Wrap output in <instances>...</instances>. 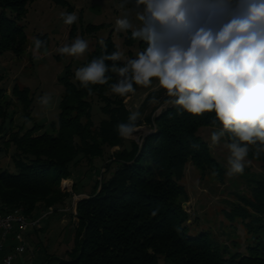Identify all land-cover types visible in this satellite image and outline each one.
Returning <instances> with one entry per match:
<instances>
[{
	"label": "trees",
	"instance_id": "16d2710c",
	"mask_svg": "<svg viewBox=\"0 0 264 264\" xmlns=\"http://www.w3.org/2000/svg\"><path fill=\"white\" fill-rule=\"evenodd\" d=\"M32 0H0V54L10 52L16 58L24 55L28 39L24 20ZM66 13L72 8L66 0H51ZM127 8L135 7L134 0H120ZM103 25L87 24L84 31L96 32ZM69 36L75 26L69 25ZM43 42L37 52L49 44L47 34H36ZM86 52V66L94 58L119 51L109 34ZM125 44L136 43L139 52L148 46L143 40L127 34ZM137 56V55H136ZM128 59L105 61L111 66H124ZM70 65L59 79L62 93L58 116L48 129L32 117L33 97L29 88L14 83L9 94L0 87V214L15 210L31 219L50 208L54 213L66 205L72 194L80 195L73 182L72 194L62 191L61 182L72 178L81 162L93 168L107 149L113 151L103 164L105 175L95 180L91 191L75 206L77 220L72 245L62 257L46 256V263L56 264H264V178L255 181L251 198H240L227 218L237 219L251 242L245 252H229L220 247L207 233L191 234L189 216L182 208L187 194L179 183L187 164L201 175L214 172L221 180V166L213 158L210 147L198 135L202 127H221L215 113L194 116L179 105L170 103L157 114H144L159 91L146 95L137 110L136 124L151 127L140 143L120 137L117 126L128 123L130 111L125 99L111 92L118 74L109 71L106 84L89 85L93 93L75 78ZM156 80L154 79L153 82ZM152 82V83H153ZM143 86L134 84L136 91ZM164 98L163 100H166ZM169 99V100H170ZM97 105L102 118L94 124L92 109ZM20 108L21 124L12 117ZM28 123L30 126L28 127ZM230 134L224 139L230 142ZM13 147L9 164L1 165L3 156ZM256 146H249L247 160L259 163L264 172V152L254 156ZM159 209L157 215L152 212ZM4 249V247H3ZM2 249V251H3ZM0 251V253L2 252Z\"/></svg>",
	"mask_w": 264,
	"mask_h": 264
},
{
	"label": "clouds",
	"instance_id": "9594fccd",
	"mask_svg": "<svg viewBox=\"0 0 264 264\" xmlns=\"http://www.w3.org/2000/svg\"><path fill=\"white\" fill-rule=\"evenodd\" d=\"M139 28L132 38L147 47L124 66L105 61H119L120 51L94 58L78 68L75 78L86 88L106 84V73L119 79L109 87L121 97L134 93L137 86L149 87L158 81L172 103L200 116L215 113L221 127L211 134L213 144L230 134L226 147L229 175L242 174L249 146H256L254 156L264 152V0H134ZM120 7H124L122 3ZM64 23L73 24L75 13H61ZM119 30L132 28L127 16L116 20ZM103 45V40L100 41ZM43 42L35 40L39 50ZM87 41L77 37L58 51L80 56ZM50 97L41 98L48 104ZM140 113L129 115L128 123L117 126L120 137L129 139L137 132ZM157 208L151 214L157 215Z\"/></svg>",
	"mask_w": 264,
	"mask_h": 264
},
{
	"label": "rangeland",
	"instance_id": "374dc122",
	"mask_svg": "<svg viewBox=\"0 0 264 264\" xmlns=\"http://www.w3.org/2000/svg\"><path fill=\"white\" fill-rule=\"evenodd\" d=\"M66 2L72 8V13L78 17L73 23L75 31L72 37L69 36V25L64 23V18L61 16V13H66L62 6L54 4L51 0H32L27 6V14L23 21L28 39L26 52L20 58H16L10 52L0 54V87L6 90L7 94L14 83L29 88L33 97L32 117L38 124L43 125L44 129H48L50 124L57 120L63 89L59 79L64 74L67 65L71 66L72 72L81 68V64L86 60V52L91 51L97 42L105 39L109 34L112 35V40L118 50L123 53L121 59H128L130 55L136 56L138 53L136 43L127 45L124 42L127 34L141 26L136 10L126 6L120 7L122 4L120 0H66ZM124 16L128 17L133 27L119 30L116 20ZM87 24L103 26L99 31L87 32L84 31ZM38 33L47 34L49 37V44L42 53L34 48L35 36ZM77 37L88 43L84 54L69 56L58 51L64 45H71ZM153 91H159L161 94L152 101L144 114L148 115L151 112L157 114L171 101L165 90L159 87L158 81L153 82L149 87L139 88L126 98L127 109L131 113L137 112L146 95ZM45 95L50 97L46 105L41 102V98ZM164 98L167 99L163 100ZM19 111V107L15 108L12 115L17 125L22 122ZM92 114L94 124L97 125L102 118L97 105L93 106ZM27 125L29 127L30 123ZM219 128L202 127L198 129L197 135L207 143L213 158L221 166L223 170L221 180L216 178L214 172L201 175L194 166L187 164L179 180L187 194V199L181 206L189 216L187 225L191 234L205 232L221 248L227 247L229 252L244 253L246 245L251 242V237L244 230L241 221L237 219L231 222L227 218V213L234 206L241 204V197L251 198L252 186L255 181L264 178V172L259 163L245 159L243 173L229 175L230 151L226 147L224 137L217 144L211 141L212 132ZM150 129L149 125L142 124L133 137L127 140H133L139 144ZM115 150L117 147L107 149L102 159L95 160L91 170V166L81 162L74 168L72 178L61 182L63 192L72 194V186L75 182L81 194H72V198L67 201L66 205L59 206L55 213L41 221L39 227L32 228L23 235L28 249L26 248L20 255L19 261L15 260L12 264H44L46 255L58 257L64 255L66 249L72 245L77 223L74 216L76 203L91 191L95 180H100L101 176L106 174L103 164L106 161L109 162L107 158ZM12 152L13 147L8 149V153L3 156L2 166L9 164V156ZM51 264H56V262L52 261Z\"/></svg>",
	"mask_w": 264,
	"mask_h": 264
},
{
	"label": "built area",
	"instance_id": "2783aa9c",
	"mask_svg": "<svg viewBox=\"0 0 264 264\" xmlns=\"http://www.w3.org/2000/svg\"><path fill=\"white\" fill-rule=\"evenodd\" d=\"M53 213L54 209L50 208L42 212L40 216L35 219L23 215L19 210L0 214V251H2L4 243L8 238L12 237L16 242L12 252L2 258L1 264H12L14 259L18 255H21L26 249V241L23 235L28 230L39 227L41 221Z\"/></svg>",
	"mask_w": 264,
	"mask_h": 264
},
{
	"label": "crops",
	"instance_id": "0c3cea01",
	"mask_svg": "<svg viewBox=\"0 0 264 264\" xmlns=\"http://www.w3.org/2000/svg\"><path fill=\"white\" fill-rule=\"evenodd\" d=\"M12 238H8V240L4 243V249H3V251L0 253V261H1V259L5 256V255H7V254H9L10 252H12V250H13V248H14V246L16 245V242L15 241H12L11 240ZM40 242V241H39ZM38 242V243H39ZM26 248L28 249V244L26 243ZM46 256H49V255H46ZM19 257H20V255H18L15 259H14V261L16 260V261H19L20 259H19ZM22 260V259H21ZM46 260V259H45ZM44 264H48V263H46V261H44ZM49 264H51V263H49Z\"/></svg>",
	"mask_w": 264,
	"mask_h": 264
},
{
	"label": "bare ground",
	"instance_id": "6f19581e",
	"mask_svg": "<svg viewBox=\"0 0 264 264\" xmlns=\"http://www.w3.org/2000/svg\"><path fill=\"white\" fill-rule=\"evenodd\" d=\"M145 132V131H144ZM137 135V134H136Z\"/></svg>",
	"mask_w": 264,
	"mask_h": 264
}]
</instances>
